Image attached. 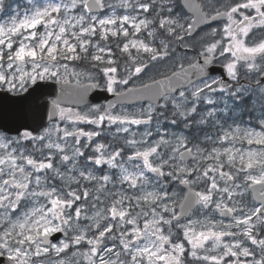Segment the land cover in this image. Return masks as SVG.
Returning a JSON list of instances; mask_svg holds the SVG:
<instances>
[{
  "label": "snow or ice",
  "instance_id": "snow-or-ice-1",
  "mask_svg": "<svg viewBox=\"0 0 264 264\" xmlns=\"http://www.w3.org/2000/svg\"><path fill=\"white\" fill-rule=\"evenodd\" d=\"M45 89L0 122V264H264V0H0V94Z\"/></svg>",
  "mask_w": 264,
  "mask_h": 264
},
{
  "label": "water",
  "instance_id": "water-1",
  "mask_svg": "<svg viewBox=\"0 0 264 264\" xmlns=\"http://www.w3.org/2000/svg\"><path fill=\"white\" fill-rule=\"evenodd\" d=\"M220 71L219 68H214L213 73H218ZM52 89H45L44 95L36 97V94L33 97H29L27 102L19 101L18 99L13 98L12 94L4 95L0 94V122H4V120L11 121L14 119L21 108L22 105L29 106V113L31 108H34L36 105H43L46 100H50L52 96L48 95ZM114 99L111 93H106L100 89H92L88 92L86 96V101L90 103L98 102L104 100V103L108 101H112ZM65 106H72L71 104H66ZM47 119V115L45 114V120ZM29 122H31L29 120ZM59 235V234H58Z\"/></svg>",
  "mask_w": 264,
  "mask_h": 264
},
{
  "label": "flooded vegetation",
  "instance_id": "flooded-vegetation-1",
  "mask_svg": "<svg viewBox=\"0 0 264 264\" xmlns=\"http://www.w3.org/2000/svg\"><path fill=\"white\" fill-rule=\"evenodd\" d=\"M13 1H16V2H18V3H20V4H22V3H24L23 1L24 0H10V2L12 3V5L15 7V5H16V3H14ZM93 104H104V101H101V102H98V103H93ZM11 134H15V133H11Z\"/></svg>",
  "mask_w": 264,
  "mask_h": 264
},
{
  "label": "rangeland",
  "instance_id": "rangeland-1",
  "mask_svg": "<svg viewBox=\"0 0 264 264\" xmlns=\"http://www.w3.org/2000/svg\"><path fill=\"white\" fill-rule=\"evenodd\" d=\"M14 3H16V4H20V3H18V2H16V1H13ZM24 3H25V0L23 1ZM24 3H22V4H20L21 6H24ZM14 7V6H13ZM245 119H247V116H245L244 117Z\"/></svg>",
  "mask_w": 264,
  "mask_h": 264
}]
</instances>
